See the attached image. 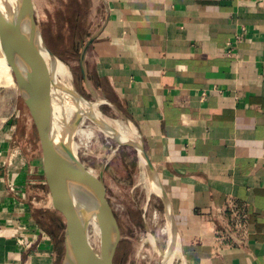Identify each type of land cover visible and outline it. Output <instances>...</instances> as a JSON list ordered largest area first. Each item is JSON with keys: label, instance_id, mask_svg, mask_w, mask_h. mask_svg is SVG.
<instances>
[{"label": "crops", "instance_id": "crops-1", "mask_svg": "<svg viewBox=\"0 0 264 264\" xmlns=\"http://www.w3.org/2000/svg\"><path fill=\"white\" fill-rule=\"evenodd\" d=\"M93 1L87 78L136 130L181 264H264V0ZM8 141L0 264H56L57 243L20 201Z\"/></svg>", "mask_w": 264, "mask_h": 264}, {"label": "rangeland", "instance_id": "rangeland-1", "mask_svg": "<svg viewBox=\"0 0 264 264\" xmlns=\"http://www.w3.org/2000/svg\"><path fill=\"white\" fill-rule=\"evenodd\" d=\"M32 3L37 28L53 58L48 56L51 60H58L67 69L73 90L87 102L81 113L80 105L84 106L85 103L77 97L56 93L60 96L53 95L52 98L56 105L55 121L63 141L70 149H74L77 161L91 177L99 180L102 176L106 198L120 231L114 264H158L157 251L159 254L165 251L169 235L162 200L155 194L136 149L120 145L116 141V136L103 131L102 127L83 112L88 105H92L101 118L109 122L115 134L125 141L133 139L139 142L138 136L131 131V124L123 113L116 110L99 91H96L91 82L88 81L86 84L81 77L78 63L81 46L91 36L95 23L101 17L100 7L96 6L93 0H32ZM39 61L40 70L45 77L43 81L51 93L53 87L49 66L40 55ZM56 78L59 79L58 76ZM86 132L92 136L86 135ZM7 137L9 140L7 156L12 157V163L18 171V175L15 174L17 183H23L19 187L20 201L27 200L31 204L32 217L38 222L41 230L57 243L56 264H62L64 219L53 208L50 200L42 173L38 133L13 78L10 83L3 74L0 75V140ZM17 159L25 165L27 168L25 171L21 170L19 162L15 161ZM151 237L155 245L150 242ZM90 238L93 237L90 235Z\"/></svg>", "mask_w": 264, "mask_h": 264}, {"label": "water", "instance_id": "water-1", "mask_svg": "<svg viewBox=\"0 0 264 264\" xmlns=\"http://www.w3.org/2000/svg\"><path fill=\"white\" fill-rule=\"evenodd\" d=\"M26 28L27 30L24 31ZM34 31L38 33L44 50L52 57V54L46 49L42 35L37 28L32 0H19L15 17L11 21L0 10V46L11 69L20 98L28 109L38 133L42 171L53 208L64 219V260L62 264L67 260L71 264H114V257L120 241V231L116 217L106 198L102 176L97 180L84 170L53 125L48 110L51 103L50 96L43 81L45 77L40 70L39 53L31 45V35ZM94 38L92 36L82 44L79 54V69L86 84L89 80L85 70V57ZM74 93L75 97L87 104L75 91ZM119 144L136 149L143 159L149 181L157 188L158 196L162 200L168 231L170 235L172 233L177 238V231L169 211L168 201L156 179L152 164L142 144H130L128 141ZM84 179L86 183L94 185L95 194L92 207L86 204ZM72 188L76 191L77 196L75 197L79 199L80 204L84 203L81 208L94 214L99 219L102 229H104L102 230L104 231V253L100 259L93 258L86 249L83 227L79 218V204L71 194Z\"/></svg>", "mask_w": 264, "mask_h": 264}, {"label": "bare ground", "instance_id": "bare-ground-1", "mask_svg": "<svg viewBox=\"0 0 264 264\" xmlns=\"http://www.w3.org/2000/svg\"><path fill=\"white\" fill-rule=\"evenodd\" d=\"M19 5V0H0V10L1 12L3 13V15L9 20L11 21V19H13L15 17V13H16V10H17V7ZM13 21V20H12ZM26 29H24V31H26ZM31 45L32 47H34L37 52L39 53L40 57H42L45 61V63H47V65L49 66V69H50V72H51V78H52V89H51V93H49L50 95V105H49V113L51 115V118H52V122H53V125L54 127H56V129H58V126H57V123L55 121V116H54V110L56 108V105L54 102H52V98H53V95H56V93L60 94V95H68L69 97H75V93H74V90H73V87L70 83V74L69 72L67 71V69L56 59H52L48 56L47 52L44 50L43 48V45L41 43V40L39 38V35L36 31L33 32V34L31 35ZM31 52H32V49H31ZM41 65V64H40ZM41 67V66H40ZM43 69V67H42ZM44 72V69L42 70ZM11 69L9 67V65L7 64L6 60H5V57H4V53L2 51V48L0 46V75H5L6 78H8V82H12V74H11ZM45 73V72H44ZM46 74V73H45ZM32 75V74H31ZM56 76L59 77V79L56 78ZM54 78V79H53ZM13 82L14 81V78H13ZM16 84V83H15ZM70 84V85H69ZM59 95V96H60ZM58 96V95H56ZM58 96V97H59ZM57 97V98H58ZM64 100V99H63ZM67 101V99H66ZM65 101V102H66ZM101 101V100H100ZM99 102V101H98ZM102 102V101H101ZM94 103V102H93ZM66 104V103H65ZM60 105V104H59ZM61 106V105H60ZM64 106V105H63ZM86 106V104H84V106H81L80 105V112L83 110V108ZM66 107V106H64ZM67 108V107H66ZM70 108V107H69ZM72 108V106H71ZM70 108V109H71ZM68 109V108H67ZM86 109V110H85ZM84 109V115L86 116H89V119H91L92 121H94L97 125H99L100 127L103 128V131L105 130L107 133H111L112 135L116 136L117 138V142L118 143H124L125 140L119 136L118 134H115L114 130L112 129V127L109 125V122H106L105 120H103L101 118V116L99 115L98 111H95L94 107L92 105H88L86 108ZM63 111V109H62ZM67 112V111H66ZM70 113V111H69ZM82 113V112H81ZM70 115V114H69ZM65 117V116H64ZM67 119V118H66ZM109 120V119H108ZM107 120V121H108ZM65 121V119H64ZM63 121V122H64ZM83 122V121H82ZM79 123V122H78ZM117 123V122H116ZM90 124V123H88ZM62 125V124H61ZM95 125V124H94ZM96 125V126H97ZM90 126V125H88ZM62 127V126H61ZM130 128H131V131L134 133V135L136 134L137 135V132L136 130L134 129V127L132 125H130ZM79 129V128H78ZM83 129V128H82ZM81 129V131H82ZM87 129V128H86ZM119 129V128H118ZM133 129V130H132ZM97 130V129H96ZM100 130V129H98ZM90 131V130H89ZM119 131V130H118ZM128 131V130H127ZM58 132L63 140V136L61 134V132L59 131L58 129ZM96 133V132H95ZM120 133V132H118ZM85 133H83L84 135ZM106 134V133H105ZM121 134V133H120ZM130 134V133H129ZM86 135L90 136L91 133L89 132H86ZM76 136H77V133H76ZM80 136V135H79ZM87 136V137H88ZM92 136V135H91ZM138 136V135H137ZM83 137V136H82ZM80 137V138H82ZM101 137V136H100ZM130 137V136H129ZM84 138V137H83ZM91 138V137H90ZM98 139V138H97ZM77 140V139H76ZM81 140V139H79ZM83 140V139H82ZM81 140V141H82ZM85 140V139H84ZM99 140V139H98ZM75 141V140H74ZM87 141V140H86ZM85 141V142H86ZM78 142V141H77ZM76 142V143H77ZM84 142V143H85ZM128 143L130 144H139L138 141H135V140H128ZM75 144V143H74ZM137 144V145H138ZM79 145V144H78ZM89 145V143H88ZM74 146V145H72ZM75 148V147H74ZM72 150V149H71ZM74 150V149H73ZM72 150V154L74 155L75 157V154L76 152H74ZM105 153V152H104ZM80 155V154H79ZM111 155V154H110ZM81 156V155H80ZM140 158V162L144 165V161L143 159L141 158V156H139ZM140 164V163H139ZM86 170V169H85ZM88 171V170H87ZM98 173V172H97ZM145 176V175H144ZM94 177V176H93ZM153 179V177H152ZM85 180V179H84ZM154 180V179H153ZM84 185H85V196H86V204L89 206V207H92L94 205V185L92 184H88L86 183V180L85 182L83 181ZM150 189V187H149ZM153 189H154V192L155 194H159L158 193V190L156 187L153 186ZM72 196L73 198H75V200H77L76 202L79 204L78 206V211H79V218H80V222L82 224V227H83V235H84V240H85V246H86V249L88 251V253L95 259H100L102 256H103V253H104V238H103V232L102 230V227L100 225V222H99V219L92 213L88 212V211H85L81 208V205H84L83 204H80L79 202V199H77L75 196H77L76 194V191L74 190V188H72ZM150 198V197H149ZM145 202V201H144ZM144 204V203H143ZM150 210V209H149ZM154 219H152V222H154ZM158 219V218H157ZM159 223V221H158ZM160 224V223H159ZM157 225V224H155ZM164 227V226H163ZM163 229V228H162ZM161 229V230H162ZM156 231V230H155ZM159 232V230H158ZM163 232V231H162ZM164 233V232H163ZM169 233V231H168ZM90 235L93 237L92 239L90 238ZM149 235V234H148ZM159 235V234H158ZM110 236V235H109ZM151 236V235H150ZM173 237V239H172ZM168 243L166 245V249L163 253H160L157 251L158 253V261L157 263L158 264H181V261H180V248H179V245H178V241H176V237L175 235H173L171 233H169L168 235ZM150 242L155 245V241L154 239L151 237L149 238ZM99 243V244H98ZM159 246V245H158ZM160 247V246H159ZM143 248V247H142ZM161 248V247H160ZM153 252V251H152ZM64 264H71L69 260L65 261Z\"/></svg>", "mask_w": 264, "mask_h": 264}]
</instances>
